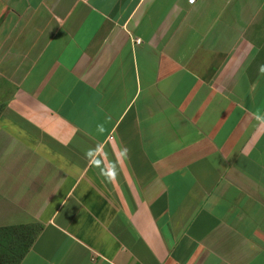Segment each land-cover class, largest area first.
Wrapping results in <instances>:
<instances>
[{"label":"crops","instance_id":"0c3cea01","mask_svg":"<svg viewBox=\"0 0 264 264\" xmlns=\"http://www.w3.org/2000/svg\"><path fill=\"white\" fill-rule=\"evenodd\" d=\"M262 66L264 0H0L18 264H264Z\"/></svg>","mask_w":264,"mask_h":264},{"label":"trees","instance_id":"16d2710c","mask_svg":"<svg viewBox=\"0 0 264 264\" xmlns=\"http://www.w3.org/2000/svg\"><path fill=\"white\" fill-rule=\"evenodd\" d=\"M41 225L37 221L0 225V264H17Z\"/></svg>","mask_w":264,"mask_h":264},{"label":"rangeland","instance_id":"374dc122","mask_svg":"<svg viewBox=\"0 0 264 264\" xmlns=\"http://www.w3.org/2000/svg\"><path fill=\"white\" fill-rule=\"evenodd\" d=\"M2 215H4V214H2ZM5 215L11 216V215H9L8 213H5ZM8 216H6V217H4V218H3V217L0 218V219H2V220H0V225L3 224V223L8 224L10 221H13V220H8V219H10V218H8ZM26 222H27V221H26ZM28 249H29V248H28ZM26 252H27V251H26ZM26 252H25V253H26ZM25 253H24V254H25ZM24 254L22 255V257L24 256ZM22 257H21V258H22ZM21 258H20V259H21ZM19 261H20V260H19ZM19 261H18V262H19ZM17 264H18V263H17Z\"/></svg>","mask_w":264,"mask_h":264},{"label":"clouds","instance_id":"9594fccd","mask_svg":"<svg viewBox=\"0 0 264 264\" xmlns=\"http://www.w3.org/2000/svg\"><path fill=\"white\" fill-rule=\"evenodd\" d=\"M261 70L264 71V66H262Z\"/></svg>","mask_w":264,"mask_h":264},{"label":"built area","instance_id":"2783aa9c","mask_svg":"<svg viewBox=\"0 0 264 264\" xmlns=\"http://www.w3.org/2000/svg\"><path fill=\"white\" fill-rule=\"evenodd\" d=\"M191 1V0H190Z\"/></svg>","mask_w":264,"mask_h":264}]
</instances>
